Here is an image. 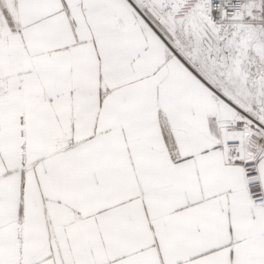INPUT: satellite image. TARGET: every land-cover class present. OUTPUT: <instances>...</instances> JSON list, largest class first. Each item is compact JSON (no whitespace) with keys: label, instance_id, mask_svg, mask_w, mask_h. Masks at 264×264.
<instances>
[{"label":"snow or ice","instance_id":"1","mask_svg":"<svg viewBox=\"0 0 264 264\" xmlns=\"http://www.w3.org/2000/svg\"><path fill=\"white\" fill-rule=\"evenodd\" d=\"M0 264H264V0H0Z\"/></svg>","mask_w":264,"mask_h":264}]
</instances>
